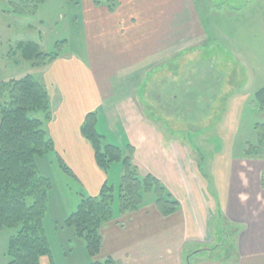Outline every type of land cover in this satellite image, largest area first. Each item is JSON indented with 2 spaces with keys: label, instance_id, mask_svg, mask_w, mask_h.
<instances>
[{
  "label": "crops",
  "instance_id": "1",
  "mask_svg": "<svg viewBox=\"0 0 264 264\" xmlns=\"http://www.w3.org/2000/svg\"><path fill=\"white\" fill-rule=\"evenodd\" d=\"M116 2L109 11L92 0H79L86 55L58 53L37 72L50 102L47 131L54 153L66 161L83 191L96 195L106 174L97 166L80 127L87 113L99 112L102 132L120 145H129L139 174L159 180L179 207L164 216L153 199L121 215L115 206L113 218L100 228L102 244L96 260L110 257L115 264H181L184 248L192 243L210 244L223 222L237 228L235 250L244 255V262L234 264H264V154L246 156L249 141L245 139L237 151L231 146L230 132L239 123L235 114L242 104L230 102V115L215 121L213 132L220 143L215 144L209 167L203 170L189 143L176 138L179 130L184 131L177 127V120L149 112L146 107L150 105L119 98L115 83L121 72L138 65L156 63L155 67L168 69L163 64L170 58V48H179L172 56L177 61L190 46L188 40H193L186 36L192 32L196 33L193 38L204 36V27L215 26L216 20L207 22L193 0ZM78 20L76 16V24ZM42 263L49 264L48 259Z\"/></svg>",
  "mask_w": 264,
  "mask_h": 264
},
{
  "label": "rangeland",
  "instance_id": "2",
  "mask_svg": "<svg viewBox=\"0 0 264 264\" xmlns=\"http://www.w3.org/2000/svg\"><path fill=\"white\" fill-rule=\"evenodd\" d=\"M193 3L207 22L216 20V25L204 27V36L193 38L191 35L195 36V32L186 36L193 39L188 40L191 47L185 48L183 56L177 57V61L172 56L179 48H170V58L165 59L163 64L168 69L155 67L156 63L138 65L121 72L115 83L119 98L122 96L143 106L150 105L145 106L149 112L159 116L169 114L177 120V127L184 131L179 130L176 138L189 143L195 151V159L204 170L209 167L215 144L220 143L213 132L215 121L225 114L230 115V102L242 104L241 110L235 114V117H240L239 123L230 132L234 151L243 146L244 139L256 143L258 131L254 124L264 122V111L254 101L255 92L264 85V0H193ZM185 6H189L187 1ZM80 10L69 0H44L34 14H28L13 11L8 0H0V81L17 79L26 74L37 78V72L46 65L26 60L17 49L20 41L35 42L38 48H33L37 52L86 55ZM76 16H79L78 24ZM108 125L112 126V122L108 121ZM199 132L202 133L198 135ZM57 156L51 152L38 161L40 173L51 181L43 227L55 264H87L89 260L86 257L91 256L80 247L79 241L71 238L70 229L63 225L62 220L65 213L75 209L80 193L84 192L83 187L72 174L60 167ZM63 162L69 168L66 161ZM119 174L120 164H114L108 179L115 188ZM151 197L146 199L151 200ZM115 206L118 211L117 196ZM55 218L58 220L55 221ZM15 232V228L0 229V264H6L8 238ZM220 240L216 230L214 241L210 244L192 243L186 246L181 252V264H187L188 258L191 264L222 263L221 258L214 260L204 252L187 256L201 248L214 246ZM238 262H244V255L236 253L226 263Z\"/></svg>",
  "mask_w": 264,
  "mask_h": 264
},
{
  "label": "trees",
  "instance_id": "3",
  "mask_svg": "<svg viewBox=\"0 0 264 264\" xmlns=\"http://www.w3.org/2000/svg\"><path fill=\"white\" fill-rule=\"evenodd\" d=\"M43 1L8 0V4L13 11L34 14ZM69 1L79 3V0ZM92 2L96 6L105 5L109 11L117 4L116 0ZM18 46L21 55L33 64L36 61L43 65L58 56L55 51L37 52L38 45L33 41H20ZM254 101L264 111V85L255 92ZM50 119L46 88L33 74L0 81V229H16L8 238L6 264H43L46 258L49 264H54L43 227L51 181L40 173L38 166L39 159L54 152V143L47 131ZM98 121L97 111L87 113L80 132L90 143L95 162L106 174V180L98 194L80 193L76 208L66 216L63 225L72 231V239L79 241L93 259L87 264H115L110 257L94 259L101 250L100 228L113 218L116 196L120 215L137 210L150 195L164 216L176 212L179 205L154 176L139 174L132 162L129 145L114 142L108 133L102 132ZM254 128L258 131L257 141L247 145L245 154L259 157L264 154V122L255 123ZM57 159L60 167L71 174L63 160L58 156ZM114 164H120L121 170L116 188L108 179ZM231 227L219 223L220 242L201 248L199 252L207 253L214 260L221 258L222 263H226L236 255L234 236L237 228ZM187 263H191L189 258Z\"/></svg>",
  "mask_w": 264,
  "mask_h": 264
},
{
  "label": "water",
  "instance_id": "4",
  "mask_svg": "<svg viewBox=\"0 0 264 264\" xmlns=\"http://www.w3.org/2000/svg\"><path fill=\"white\" fill-rule=\"evenodd\" d=\"M199 251H201V250H197L196 252H199Z\"/></svg>",
  "mask_w": 264,
  "mask_h": 264
}]
</instances>
